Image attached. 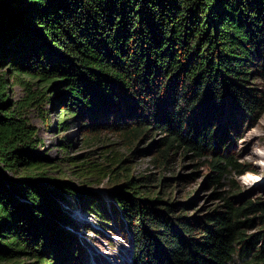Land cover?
I'll return each instance as SVG.
<instances>
[{
  "label": "trees",
  "instance_id": "16d2710c",
  "mask_svg": "<svg viewBox=\"0 0 264 264\" xmlns=\"http://www.w3.org/2000/svg\"><path fill=\"white\" fill-rule=\"evenodd\" d=\"M22 76L36 82H18ZM258 79L264 0H0V264H84L62 204L75 198L103 212L100 197L46 177V168L57 167L37 152L42 142L28 110L45 118L44 107L59 96L62 133L68 118L91 132L125 130L133 120L140 124L134 133H162L155 147L165 159L172 150H213L211 178L219 182L241 166L220 154L226 134L217 133L236 129L237 111L253 121L264 113V91L250 87ZM18 83L25 95L12 100L10 86ZM225 103L233 110L222 124ZM86 165V175L105 176ZM138 180L126 178L110 192L135 236V264H264V200L235 207L233 198L214 194L226 211L217 206L200 224L187 218L193 200L165 203ZM254 214L261 215L246 219ZM256 222L262 230L247 235Z\"/></svg>",
  "mask_w": 264,
  "mask_h": 264
},
{
  "label": "rangeland",
  "instance_id": "374dc122",
  "mask_svg": "<svg viewBox=\"0 0 264 264\" xmlns=\"http://www.w3.org/2000/svg\"><path fill=\"white\" fill-rule=\"evenodd\" d=\"M21 80L36 82L27 76H22L18 82ZM13 81L10 79V83ZM250 83V87L258 92L264 91V80L258 79ZM10 90L12 100H20L25 95L19 83L16 86H10ZM57 101L58 99L54 98L53 103L46 104L43 112L48 111V115L45 118L40 111L33 109L28 110L26 116L30 124L38 128L42 145L37 152L47 159L44 162L56 164L55 167H57L46 168V177L67 179L77 188H84L89 194L101 198L103 205L101 204L100 207L103 212H99L100 216L87 211L75 198H67L68 201L62 204L66 219L64 227L75 234L78 244L82 247L81 255L84 256V264H135L136 262L133 245L135 236L131 225L122 217L118 206L110 196L115 184L123 182L126 178L139 179L138 183L144 186L143 189L152 191L165 203L180 204L193 200V206L186 208L187 218L188 220L198 218L200 224L205 222V217L215 212L217 206L220 207L219 211H226L222 208L224 202L214 194H221L223 199L233 198L235 207H242L249 201L256 202L257 198L264 200V168L254 163L264 159V156L258 154L264 152V113L258 117L257 121H253L241 116L239 111H235L238 115L236 129H230L228 125H224L227 133H217L220 129H217L214 122L216 133L222 136L226 134L224 141L227 146L220 148V154L231 157L241 166L239 169L230 167L218 182L211 178L213 169L210 161L215 155L213 150H206L202 156L184 154L182 150H172L167 162L168 158H163L164 155L159 152L160 149L155 147L163 139L162 133H150L149 137H146L147 133H134L133 130H138L140 124L136 125L133 120H130L129 127L125 130L104 129L91 132L85 129L82 122H73L68 118L67 122H71L69 130L60 132L58 125L60 120H63V111ZM231 110H233L231 103H225L221 115L215 112L221 116L222 124L225 121L228 122ZM106 112L105 114L100 112L101 117L106 116ZM111 120L114 124L117 123L114 117ZM63 140L68 141L71 147L64 148L61 145ZM88 163L104 169L105 176L86 175L90 165L81 166ZM242 170H249L248 172L260 175L261 181L249 188L242 186L238 179L240 177L238 172ZM109 173L111 174L107 177ZM6 175L11 179L21 176L14 172H7ZM176 209L177 214L182 209V204ZM260 215H250L246 219H255ZM256 223L255 226L246 229L247 235H253L262 230L259 223ZM122 231L126 239L119 235ZM199 236L197 232L193 235L194 238ZM22 262L33 263L31 259H23ZM67 262L65 263L69 264V261Z\"/></svg>",
  "mask_w": 264,
  "mask_h": 264
},
{
  "label": "clouds",
  "instance_id": "9594fccd",
  "mask_svg": "<svg viewBox=\"0 0 264 264\" xmlns=\"http://www.w3.org/2000/svg\"><path fill=\"white\" fill-rule=\"evenodd\" d=\"M258 154L264 156V152H260ZM254 163L259 165L261 168H264V159L257 160ZM238 179L242 186L249 188L252 187L253 184L259 183L262 177L254 172H245Z\"/></svg>",
  "mask_w": 264,
  "mask_h": 264
},
{
  "label": "water",
  "instance_id": "95a60500",
  "mask_svg": "<svg viewBox=\"0 0 264 264\" xmlns=\"http://www.w3.org/2000/svg\"><path fill=\"white\" fill-rule=\"evenodd\" d=\"M57 97L59 98V96H56V99H58Z\"/></svg>",
  "mask_w": 264,
  "mask_h": 264
}]
</instances>
